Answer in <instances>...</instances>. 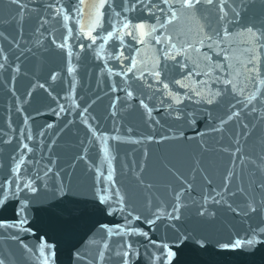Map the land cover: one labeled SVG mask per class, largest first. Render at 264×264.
Returning a JSON list of instances; mask_svg holds the SVG:
<instances>
[{
	"label": "water",
	"instance_id": "1",
	"mask_svg": "<svg viewBox=\"0 0 264 264\" xmlns=\"http://www.w3.org/2000/svg\"><path fill=\"white\" fill-rule=\"evenodd\" d=\"M93 2L95 0H84L85 14L81 20L75 9L71 7L77 4L78 0H34V2L21 0V3L29 8L39 7V14L49 21L45 28L41 29L42 34H36L34 33L37 26L36 13H26L21 36V25L16 23V20H19L17 9L15 6H9L7 0H0V31L5 32L10 38L18 37L20 40L19 47L13 48L12 51H9L11 47L9 44L0 41V48L9 55L10 63L13 66L19 65L20 68L19 73L0 72V140L9 138L12 140L11 144L0 143V179L5 176L11 164L10 156L16 152L21 140L34 149L33 153L25 150L26 163L21 168L25 181L36 180L37 171L43 177L45 164L48 161L41 157L46 158L50 154L47 146L53 141L55 143L51 148V155L57 163L49 166L53 167L54 173L59 172V176L50 174L49 177L36 180L40 191L37 196L25 202L27 223L23 227L29 231H18L12 227L0 228V259H4L6 264H40L39 246L40 242L44 241L45 244L54 246L52 250L55 256L51 264H93L98 247L107 239L106 232L101 230L100 225H108L109 228L115 225L125 227V220L119 212L109 216L100 210L104 206L99 205L97 198L102 188H108L107 192L101 194L106 196L110 203L115 199L114 189L104 180L108 175L110 162L114 169L113 177L116 185L122 192H127L130 203L136 208V213L142 217L154 218L145 205L149 193L139 187L137 175L142 177L145 184L154 185L150 193L153 210L159 208L161 213L171 211L170 192L184 187L178 177H184L193 184L191 192H186L181 198L185 207L181 209L179 221L173 222L162 218L155 226L149 227L142 219L134 221L131 225L140 231H147L157 244H168L175 253L172 264H264V244L258 245L256 249L243 248L234 251L219 248V244L246 238L248 228L246 218L236 216L226 206L215 205L211 201L208 202L207 207L214 211V217L206 218L198 215L199 207L203 204L202 195L208 191L204 176L211 178L213 185L218 188L223 183L227 169L232 166V157L229 153L221 151V147H234L233 137L239 131L237 122L234 120L225 125L224 133H209L201 139L196 137V133L207 131L205 113L203 117H198L194 126L183 129L187 137H195V139L170 138L161 143L148 142L146 137L149 135H154L157 140L162 135L172 137L173 132L169 126L173 122L164 120L162 113L154 112L153 119H161V125L150 128L145 122L146 117L142 115L143 110L139 109L140 82L129 81L137 97L129 100L126 98V93L119 90L124 87V81L120 77L108 75L107 69L113 72L120 71V62L111 59L113 45L119 46L118 31L107 43L102 39L97 40V46L104 44V49L100 53L101 58L98 59L93 50L81 52L79 45L88 44L90 41L78 38V34L81 32V24L84 30H87V25L90 23L89 8ZM48 3H58L65 7L70 19L67 22L63 21L62 17L52 19L44 7ZM116 3L119 4V0H116ZM104 11L106 16L103 26L97 27L93 35L106 34V31L111 30V24L107 21L112 10L106 8ZM215 12L214 8H202L200 16L213 18V27H215ZM124 16L134 23L140 19L155 23L154 19L143 16L140 12L123 13L120 17H114L112 22L117 23ZM13 17H16V20H13ZM77 20H81V24L76 23ZM201 22L204 23L203 20ZM65 23L67 27H64ZM251 23H256L258 26L264 23V0H252V5L244 12L240 24H231L228 27L230 31L238 33L242 31V26ZM68 29H72L71 34ZM168 30L177 39L199 38L196 23L187 18H181L169 25ZM65 36H68V45L72 49L71 58L67 56V50L62 53L51 43L53 38L60 43ZM37 39L43 43L36 45ZM245 39L243 36H237L225 45L231 55L238 57L232 62L241 71H243L242 61L249 55L244 51L247 47L243 43ZM133 45L134 42L125 37L123 51L126 54H135L132 52ZM136 47H141L139 58L148 61L149 64L153 57L162 55L157 51L161 46L155 45L154 41L147 46L136 45ZM202 51L207 49L204 48ZM16 57H19V60ZM69 60L75 69L72 75L67 72ZM101 69L104 71L101 72ZM52 72L59 74L55 82L50 79ZM12 76L16 77L15 80H12ZM203 78L197 77V79ZM238 79L242 80L243 77ZM6 80L7 86H5ZM40 83L47 85L51 95L38 86ZM72 84H75L74 89L71 87ZM13 86L15 95L10 90ZM113 87L118 90L112 91ZM251 88L250 85L246 91ZM29 91L32 92L30 98ZM143 91L147 93L148 90L143 89ZM117 97L120 98L114 110L117 114L112 116L111 105ZM144 98L150 106L154 104L159 107L158 100H150L147 95ZM228 99L230 98H225L222 104L214 106L213 116L217 121L225 115ZM73 101L80 106L79 109L72 107ZM59 104H63L68 111L57 118L53 110L59 111ZM89 105L91 107L88 116L92 127L96 130L95 140L87 133L78 114L79 110ZM18 107L21 109L19 112L16 110ZM257 107L264 113V104L257 103ZM25 120L27 124L24 123ZM68 121L72 123L69 124ZM245 121L250 126L255 124L257 127L246 140L241 138L242 152L253 156L264 153V121L254 120L251 116H245ZM49 123L54 125L52 129H47L46 125ZM29 131L34 141L25 139ZM41 131L45 132L43 137L39 135ZM113 136L120 137V141L112 140ZM102 137H108L109 159H104V154L100 151L103 146ZM201 143L205 145L206 150L201 148ZM145 152L147 157L144 155ZM78 156H85L86 159H77ZM236 164L239 165L238 160ZM140 165L144 166L142 173ZM193 168L203 171L193 172ZM237 172H240L239 167ZM250 174L249 166V170L244 172V187L249 186ZM98 175L99 180L96 179ZM61 181L67 187L64 192H55L53 189L59 186ZM239 186V180H234L232 190ZM229 200L233 206L243 203L242 197H229ZM112 206L117 207L116 204ZM15 208V201L3 206L0 210V220H16ZM252 222H256L255 218ZM170 224H174L175 227H169ZM13 234L19 239L12 240ZM185 234L190 238L184 240ZM118 239L113 237L108 242L114 247ZM129 239L139 241L136 246L140 248L141 256L137 264H148V256L141 247V243L147 242L139 236ZM21 241L31 251L23 247ZM197 241L203 242L204 247H201ZM44 251L50 250L45 248ZM153 251L159 254L162 249L150 248L149 254ZM77 253L80 254L79 258Z\"/></svg>",
	"mask_w": 264,
	"mask_h": 264
},
{
	"label": "snow or ice",
	"instance_id": "2",
	"mask_svg": "<svg viewBox=\"0 0 264 264\" xmlns=\"http://www.w3.org/2000/svg\"><path fill=\"white\" fill-rule=\"evenodd\" d=\"M7 3L9 6H15L17 9L19 20H16V17H13V20H16V23L21 25V36L23 35L25 14L30 12L36 13L37 26L34 29V33L42 34L41 29H44L49 21L45 16L39 14V7L29 8L27 5L21 3V0H7ZM251 5L252 0H119V4L116 3V0H95L89 8L90 23L87 25L86 31L81 24V20L85 14L84 0H78L77 4L71 5L77 15L81 17V20L76 21V23L81 24V32L78 34V38L90 41L88 44L81 43L79 45L81 52L93 50L96 52V57L98 59L101 58L100 53L104 49V44L97 46V40L102 39L107 43L116 36L118 31L120 33L119 37H117L119 39V46L113 45L114 51L111 59L120 62V71L113 72L111 69H107L108 75L120 77L124 81V87L119 90H123L126 93V98L129 100L137 98L129 81L135 80L140 82L139 109L143 110L142 115L146 117L145 122L150 128L161 125V119H153L154 112L162 113L164 120L173 122L169 126L173 132L172 137L162 135L157 140L154 135H149L146 137L148 142L161 143L170 138L195 139V137H187L183 129L184 127L194 126L198 117H203L205 113L207 114V131L196 133V137H200L201 139L209 133H224L226 131L225 125L234 120L237 122L239 131L233 137L234 147H221V151L229 153L232 157V166L227 169L223 183L218 188L213 185L211 178L207 175L204 176L208 191L202 195L203 204L200 205L198 211L200 217H214V211H211L207 207L208 202L211 201L215 205L226 206L236 216L246 218L248 228L244 240L236 239L229 243L219 244L221 250L228 251L243 248L256 249L258 245L264 244V153L255 156L248 155L242 152L240 147L241 138L246 140L257 127L255 124L250 126L245 121V116H251L254 120L264 121V113L257 107V103L264 104V23L259 26L256 23L244 25L242 26V31L238 33L230 31L228 27L231 24H240L244 12ZM44 7L54 20L62 17L63 21L67 22L70 19L67 9L58 3H48ZM106 8L112 10L107 21L111 24V30L106 31V34L93 35L97 27L103 26L106 16L104 10ZM202 8H214L216 10L214 16L215 27H213V18L200 16ZM127 12H140L143 16L154 19L155 23L145 19H140L134 23L127 16H124L117 23L112 22L114 17H120L123 13ZM181 18H187L196 23L198 39L181 40L169 32L168 26ZM202 20L204 23L201 22ZM3 23H10V21H3ZM64 27H67L66 23ZM68 32L71 34L72 29H68ZM237 36L246 38L243 41L247 45L244 51L249 53L242 61L243 71L232 62L234 58L238 59V57L231 55L229 48L225 46ZM125 37L130 38L134 42L132 52L135 54H126L123 51ZM0 41L6 42L11 46L9 51H12L15 47H19L20 43L18 37L10 38L3 31H0ZM153 41L155 45L161 46L157 51L162 53V55L153 57L149 64L148 61L139 58L141 47H136V45L147 46ZM42 43L40 39L36 40V45H41ZM51 43L62 53L67 50V56L71 58L73 53L71 47L68 45V36H65L60 43H57L56 39L53 38ZM204 48L207 51H202ZM28 51H31V49H28ZM232 51L234 52L235 50L233 49ZM16 59L19 60V57H16ZM9 71L19 73V65L13 66L10 63L9 55L4 49L0 48V72ZM74 71L75 69L69 60L67 72L69 75H72ZM103 71L104 69H101V72ZM58 75L57 72H52L50 74L51 81L55 82ZM241 76L243 79H238ZM197 77L204 78L197 79ZM15 78V76H12V80H15ZM250 85L252 86L251 90L246 91ZM5 86H7V80L5 81ZM38 86L48 91L49 95H51V91L46 84L40 83ZM33 87L35 88L36 86L34 85ZM71 87L74 89L75 84H72ZM143 89H147V93ZM180 89L184 91L181 92L179 91ZM10 90L15 95L14 86ZM117 90L116 87L112 88V91ZM146 95L150 100H158L159 107H156L154 104L150 106L149 103H146L144 98ZM31 96L32 92L29 91L28 97L30 98ZM225 98H230L227 100L225 115L217 121L213 116L214 106L222 104ZM119 99L117 97L111 105L113 111L110 114L112 116H116L117 114L114 110ZM58 107L59 111L53 110V114L57 118L62 113L68 111L63 104H59ZM72 107L79 109L80 106L73 101ZM90 107V105L84 107L79 110L78 114L81 123L87 129V133L91 134L92 139L95 140L96 130L92 127L88 116ZM16 110L18 112L21 111L19 107ZM24 123L27 124V120ZM68 123L70 124L72 121H68ZM9 127H11L10 122ZM46 127L47 129H52L54 125L49 123ZM21 135H24L23 130H21ZM39 135L43 137L45 132L41 131ZM25 139L27 141H34V137L30 131ZM107 139L108 137L101 138L103 146L100 151L104 154V159H109ZM111 139L120 141V137L116 136L111 137ZM221 139H223V136H221ZM134 142L139 143L140 141ZM0 143L11 144L12 140L11 138L3 139L0 140ZM54 143L55 141L47 146L50 154L46 158L41 157L42 159H47L48 163L45 164L43 177L37 171L36 180L49 177L50 174L59 176V172L54 173L53 167L49 166L57 163L51 155V148ZM201 148L205 149L203 143H201ZM25 150L29 153L34 152V149L28 143L21 140L16 152L10 156L11 164L8 166L5 176L0 179V210L3 209V206L15 201V214L17 217L13 221L0 220V228L12 227L18 231L27 232L29 229L23 227L27 223L25 202L29 198L37 196L40 189L36 180L30 179L25 181L23 179L21 168L26 163ZM144 155L147 157V152ZM77 159H86V157L78 156ZM237 160L239 161V165L236 164ZM36 163H39V161H36ZM249 166L251 167V178L249 186L244 187V172L249 170ZM139 167L142 173L144 166L140 165ZM237 167L240 168V172H237ZM132 170L135 171V169ZM198 170L203 171L202 169L193 168V172ZM113 172L114 169L109 162V172L104 177V180L108 182L110 188L114 189L113 195L115 199L110 203L108 198L101 194L107 192L108 188H102L101 193L97 194V198L99 205L104 206L100 209L102 212L109 216L115 215L116 212L122 215L125 220V227L122 228L121 225H115L113 228H109L108 225H100L101 230L106 232L107 239L98 247L93 264H107V262H114V264H137L141 256L140 248L136 246L139 241L129 239V237L135 236L143 237V240L147 242L141 243V247H143L144 253L148 256V264H172V258L175 253L168 244H157L151 239L147 231H140L131 225L134 221L142 219L149 227L155 226L157 221L162 218L173 222L179 221L181 219V209L185 207L181 198L186 192H191L193 184L189 183L184 177H178L184 187H181L179 190L173 189L170 192L172 196L171 211L161 213L159 208L153 210V200L150 193L154 185L151 183L145 184L142 177L137 175L139 187L149 193L145 205L154 218H148L136 213V208L130 203L127 192H122L119 186L116 185ZM257 177L260 178L258 179ZM96 179L99 180L100 176L98 175ZM234 180H239L240 186L232 190ZM66 187L61 181L59 186L53 190L55 192H64ZM229 197H242L243 203L233 206ZM112 204H116L117 207H113ZM253 218H255V223L252 222ZM168 226L175 227L174 224ZM113 237L119 238L114 247L108 242ZM189 238L188 234H185L183 237L184 240ZM11 239L15 241L19 237L13 234L11 235ZM197 242L201 247H204L203 242ZM20 243L27 249V246L23 245V241ZM45 248H48L50 251L45 252ZM53 248L54 246L51 244H45L44 241L40 242V256L38 257L40 264H51L55 256ZM150 248L162 249V251L159 254L155 251L149 254ZM27 250L31 251L30 249ZM76 255L79 258L80 254L77 253ZM0 264H6V261L0 259Z\"/></svg>",
	"mask_w": 264,
	"mask_h": 264
}]
</instances>
